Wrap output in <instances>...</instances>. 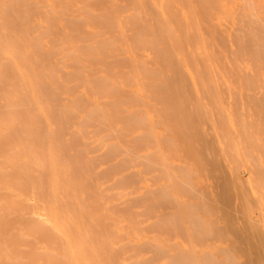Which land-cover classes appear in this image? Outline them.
<instances>
[{"label":"rangeland","instance_id":"rangeland-1","mask_svg":"<svg viewBox=\"0 0 264 264\" xmlns=\"http://www.w3.org/2000/svg\"><path fill=\"white\" fill-rule=\"evenodd\" d=\"M25 1L28 8L25 7L26 4H23V0L22 3L20 0L18 2L0 0V28L5 27L4 32L0 30V42L5 36H9L15 40L17 45L29 43L35 34L40 33L42 23L46 20L53 23L55 15H61L60 10L67 3L66 10L68 9L69 12H66V16L74 18L72 26L67 22V24L62 22L55 27L57 30L50 28V34L46 31L47 39L53 36L54 42L52 39L47 40L44 50H41L38 55L36 54L42 58L35 69L36 73L40 75L37 90H39V95L41 93L40 98L47 107L49 106L48 109L50 108L51 128L55 131V139L60 143L59 146L65 149V161L72 164L73 174L76 178L83 177L82 185L85 187H82V190L86 189L91 203L97 205L101 210L102 203L110 201L114 205L112 209L114 220L116 218L122 219L126 227L135 224L138 238L135 241L126 237L121 239L120 245L122 246L120 251L118 250L113 264H118L121 261L126 264L133 261L130 264H136L138 260H143L150 255L153 257L150 256L153 261L150 258V262L149 260L148 262L141 261V264H204L205 254V258L208 257L211 260L214 257L213 262L215 264H264V0H167L163 4L159 3L158 0L155 5L149 4L150 8L147 5L148 17L153 18L154 15L155 18L157 11L166 12L165 16L168 21L164 23L167 26L182 28L188 32L187 50L193 51L194 58L191 60L194 61H192V65H196L201 70L199 76L194 75L192 71H187L184 79L183 77L170 79L171 82L174 81L173 83L176 84L177 88L180 86L181 90L179 88L174 89L171 93H165L161 97L175 99L174 102H178V104L172 106L171 109H163L160 106L155 110V114L162 116L166 121L167 130L165 133L169 138L172 135V130L175 135H178H176L175 140H172V137L170 139L166 137L154 141L150 135L148 137V133L145 134L146 138L143 134L145 139L142 135H140L141 137L138 136L141 139H137L136 130L139 128V122L127 123V113H132L134 109H138L137 114L142 116L145 114L143 113L145 107H141L139 103L132 104L133 98L129 97L133 95L132 93H136V89L129 85L122 75L123 70L129 71L131 69L129 60H127L128 55H123V51L120 49L107 51L103 54L100 65L97 61L88 60L84 54L79 61L71 62L70 65L65 66L61 65L58 55L45 56L46 51L49 50L50 52L53 49L52 43L55 47L62 46V51H66L62 42L66 32L70 38L69 43L72 41L78 44L85 43L88 38H80L82 37L80 21L90 19V13H97V15L107 18L108 15L111 16L110 13L120 12L123 18H127L134 8L133 0H114L112 2L110 0H88L89 2L87 0ZM31 2L35 3L31 5ZM29 4L30 6H28ZM82 4L84 5L82 6ZM119 4L124 6V9ZM18 6L19 8H17ZM84 8L86 11L83 10ZM153 8H155V12H153ZM51 12L53 16H51ZM27 13L30 15L28 16ZM16 14L18 18H16ZM79 17L81 20L79 19L80 21L77 23L75 18L77 20ZM7 24L9 27L6 29ZM36 24L37 27L34 26ZM34 27L35 29H32ZM77 29L79 34L78 31L73 32ZM135 29L134 27L128 28L124 34L125 42L131 46H133ZM112 35L111 29H102L103 39H109ZM79 50L81 52L78 51V55L85 52L84 49L83 51L82 49ZM44 52L46 53L44 54ZM194 52L199 56L196 57ZM141 53L142 51L136 47L133 49V57L138 62L143 60L140 59ZM207 53L209 54L207 55ZM74 56L76 57V54ZM122 56L125 58L123 59ZM118 57L123 60L121 58L117 60ZM145 59L148 61L151 58L146 57ZM4 60L0 55V94H3L7 89V79L11 70L7 61ZM116 61L121 63V69H115L119 64ZM98 66H102L101 71L106 76L105 81L108 79L112 85L114 82L119 85V81H122L119 86L121 89L118 90V87L115 86L117 89L110 92L111 95L109 93L106 98L95 89L98 79L96 80L94 77L99 75V73L96 74ZM77 68L80 71L83 69L89 78L94 76L93 79H90V85H85L74 78L76 73L73 71ZM89 69L92 70L89 71ZM203 71L206 75H203ZM70 73L72 78L68 76ZM108 81L104 82L107 86L110 85ZM179 83L181 84L179 85ZM117 90L116 95L114 91ZM18 97L25 101L27 94L23 92ZM95 97L98 98L99 102L103 101L101 102L103 108H99L101 112L95 113L96 120L87 128L85 127L86 132L84 129L82 133H76L72 136L79 115L84 113L83 109L86 106H93ZM78 98L81 99L78 100ZM103 99L107 102H104ZM112 99L113 102H108ZM71 100L77 102L74 103L75 105L83 108L74 114L65 116L62 111L63 106ZM179 103L183 104V107ZM113 105L119 108L116 109ZM103 111H105L104 115L108 121L104 128H101L97 126V120L99 121L100 116V119L103 118L101 114ZM107 115L115 118V120L108 118ZM120 125L122 126L120 127ZM166 125L162 122L156 123L154 127L164 133L163 126ZM23 128L21 121L16 122L11 133L19 137ZM19 129H22L21 132ZM33 129L35 131L31 137L28 136L25 139L30 144H35L39 133L43 136L44 131L46 132L40 123L35 125ZM96 129L99 131L93 133ZM106 134L108 138H105L107 137ZM92 139L93 142L90 143L89 140ZM162 139L166 141L164 140V142ZM100 140L104 142L103 145ZM167 140H171L172 144ZM68 142L69 144H67ZM97 142L100 144L99 147L95 146L98 144ZM115 142L118 145H115ZM173 143L177 156L175 155L174 158V155H169L162 159L158 158L156 152L158 145L165 148L166 151L169 150L171 154ZM108 144H114L113 148H110ZM8 146L9 143L6 140H0V167L3 168L6 164ZM114 146L119 148V151L114 149ZM88 147L90 149L87 150ZM107 148L118 151V154L108 152V156L104 157ZM120 148H124V150ZM125 148L129 149L126 150ZM72 153L76 155L74 156ZM153 153L155 155H152ZM97 154L99 155L97 156ZM111 154L113 155L111 156ZM143 155H149V158L145 157L149 163L145 162ZM140 156L144 158L143 163ZM103 157L104 160H102ZM93 158L95 161H92ZM149 159L151 162L153 161L151 165ZM118 160H123L124 164L122 165L121 161L119 164L115 163ZM78 162H83L85 168H80L76 164ZM153 163L156 164L152 165ZM22 164L23 161L20 160L16 167H20ZM109 164H116L114 167L112 166L114 169L116 168V171L113 170V172V168ZM148 165L151 166V169L146 171L148 169L145 167L148 168ZM191 165L194 174L189 171L188 166ZM163 168L167 171L162 170L164 174L161 175ZM18 170L20 168L15 169L12 173H5V179L11 180L8 188L0 186V200L3 199L0 203V264H47L45 259L39 260L37 258V247L40 244L38 238L34 236L24 238L27 233L28 222L35 221L33 216L37 219L39 217V213L32 207V203L37 198L38 179H35L33 173L31 174V182L28 183L29 179L24 182L23 179V183L20 181L21 174ZM165 173L169 175L166 176ZM123 174L125 175L124 179ZM184 179L189 184L183 181ZM45 180L46 177L43 176L40 181L45 182ZM183 185L187 188L184 187L183 189ZM19 186L28 190L25 197L22 196L28 204L17 200L14 205L9 206L10 196L16 192ZM164 193L167 196L171 194L170 196L173 198L171 199L169 196L166 201L167 197ZM224 196H227L225 198H227L226 203H229L228 205L224 201ZM228 196H230L229 200ZM26 198H30L31 202ZM197 202L199 204L194 205ZM187 208L191 210L190 212L193 216L195 215V218L192 215L189 216L190 213ZM23 211H25L24 217H22ZM27 215L31 216L32 219L28 218ZM195 219H197L196 222ZM197 222L202 223L198 225ZM107 225L109 224L103 227L99 223L93 227L96 241L99 243L104 241L105 231L109 230ZM193 227L196 231L198 230L195 231L196 233ZM205 229L213 231L209 233V230ZM21 237L24 238L23 241ZM32 239H36V241ZM125 242L129 245L123 244ZM139 244L142 247L141 245L138 246ZM253 245L261 246V249L258 251L256 249L255 252ZM200 258L203 260L201 261ZM211 260L210 262L207 260L206 263H212Z\"/></svg>","mask_w":264,"mask_h":264},{"label":"bare ground","instance_id":"bare-ground-1","mask_svg":"<svg viewBox=\"0 0 264 264\" xmlns=\"http://www.w3.org/2000/svg\"><path fill=\"white\" fill-rule=\"evenodd\" d=\"M15 1L18 2V0H15ZM20 1L22 3V0H20ZM110 1L112 2L114 0H110ZM130 1H132V0H130ZM157 1L158 0H133L134 8L132 10V13L129 14V16L127 15L129 17V19H127L128 17L123 18L122 14L120 12L119 13L113 12L112 14L110 13L111 16L108 15L107 18H104L101 15H97V13H90L89 14L90 19L85 20V21H82L83 19L81 20L80 17L77 20L75 18V21L77 23H79L78 21L81 20L80 22H81L82 37H80V38H83V39L88 38L85 41V43L78 44V43H73V41H72V43H69L70 38L68 37L69 35L66 32V34L63 33L64 37L62 39L63 46H65L66 51L65 50L62 51V49H61L62 46L61 47L60 46L55 47L54 43H52L53 49H51L50 52H49V50L46 51L48 54L46 52H44V54L46 53V55H45L46 57H49L47 55H51V54L58 55V60L61 62L62 66L70 65L71 62L79 61L80 58L83 56V54L85 57H87L88 60H91V62L92 61L99 62L98 65H100L102 63L100 61L103 58V54L106 53L107 51L110 52V51H116V50L120 49L121 51H123V53H124L123 55H126V56L128 55L127 60H129L131 69L129 71L123 70L124 72L122 73V75L124 77V80L129 85H132L133 87H135L136 93L135 94L132 93L133 95L129 96V97H131V99L133 98L132 100L129 97H127V98H129V100H131L132 104L139 103L141 107H145L144 112H143L145 114L141 116V115L137 114V112L139 110L134 109L132 111V113H127L128 114L127 123H131V122L138 123L139 122V125H138L139 128L136 130V138L138 139L139 137H141L140 135H142V137H143V134L145 137V134L148 133V137L150 135L151 136L150 138H152L153 141L156 139L160 140L161 138L168 137L167 133H165V130H167V125H166L167 123L162 116L155 114V110L158 109L160 106H161L160 108H163V109H169V108L171 109L172 106H177V104H178V102H174L175 99L172 100L168 97L167 98L161 97L163 94L171 93L174 89H178L180 87V86H178V88H177L176 84L173 83L174 81L171 82L170 79L171 78H173V79L179 78V77H183V79H184L185 73H187V71L188 72L192 71L194 75L199 76L200 71H201L198 67H196V65L195 66L192 65V61H194V60H191L194 58L193 57V51H191L189 49L187 50V40L189 38L188 32L182 28L178 29V28L167 26L165 24L168 21L167 20L168 18H166V16H165L166 12L164 13L163 11H157L155 18H154V15L152 13L151 14L153 15V18L148 17L149 13L147 11V5H148V8H150L149 6L155 5L156 3H158ZM165 2H167V0H159V3H161V4H163ZM34 3L31 2V5ZM23 4H26L25 7H27V3L25 0H23ZM84 4H82V6ZM39 5H37V6H39ZM6 6H7V8L9 7L8 3ZM28 6H30V4ZM67 6H68V3L62 6V8L60 10L61 15L56 14L55 15L56 17H55V20L53 21V23L50 20H46L45 22H43L42 28L40 29V33L35 34V36L33 38H31L29 43H23V44L17 45L14 42L15 40L9 36H5L3 38V40L0 42L1 58L5 59L7 61V63L10 66V69H11L9 76H8V79L6 78L8 80L7 89L3 94H0V108H1V111H0V140L4 139L9 143L8 153H7V156L5 159V162H6L5 167L4 168L0 167V186H2V188H8V184H9V182H11V180L5 179L6 178L5 173L6 172L12 173L17 168H20V170H18V172L21 174V180H20L21 182H23V179H24V182H26L29 179L30 181L28 183H30L31 178H32L31 174H33V173H34L33 175L35 176V179H38L37 180V187H36L38 190L37 196H36L37 198L35 199V202L32 203V207L37 211V213H39V217L37 219L35 216H33L35 221H32V223L28 222L27 233H26V236H24V238L26 239V237H28V236H34L35 238H38L40 244L37 247V258L39 260L45 259L47 264H113L114 260H116L118 250L122 246V245H120L121 239L126 237L131 241H135L138 238V234L136 232L135 224L129 225L126 227V225H124V222L122 221V219L116 218L114 220V218L112 217L113 216L112 215V209H113L114 205H112V203L110 201H106V202L104 201L102 203V209L101 210H99V207L97 205H94L91 203V199L88 197L86 189L84 188L82 190V187H85L82 185L83 184L82 183L83 177L76 178L75 175L73 174L74 169H73L72 164H70L68 161H65V159H66L65 154H64L65 149H62L59 146L60 143L57 142V140L55 139V131H53V129L51 128L52 125L50 122V114H49L50 108L48 109L49 106L47 107L45 102L40 98L41 93L39 95V90H37V85H38V82L40 79V75L36 73L35 69H36L37 64L40 63L41 59H42L41 57H38L37 55H38V53L41 52V50H44V46H46V41L47 40L49 41L50 39L53 38V36H51L50 39H47V37L45 36L46 31L48 32V34H50L49 33V32H51L50 28H53V30H54L55 27H57V25H59L62 22L65 24L68 23L72 26L74 18L66 16V12L68 11V9L66 10ZM119 6H120V4H119ZM20 7H22V6H20ZM120 7L124 9V6L122 7V5H121ZM11 8H12V6H11ZM17 8H19V6ZM125 8H126V6H125ZM48 9H51V8H48ZM126 9H128V8H126ZM153 9H154L153 12H155V8H153ZM23 10H25V9H23ZM83 10L86 11L85 8ZM83 10H81V11H83ZM50 11H52V10H50ZM87 11H88V9H87ZM12 12H14V11H12ZM100 13H102V12L100 11ZM29 15H30V13L28 14V16ZM44 15H45V13H44ZM15 16H17V14ZM51 16H53L52 12H51ZM16 18H18V16ZM48 19H49V17H48ZM171 20H173V19H171ZM174 21H172V22H174ZM91 22H93V23H91ZM174 23H176V22H174ZM52 24H55V25H52ZM34 26L37 27L38 25L36 24ZM39 26H40V24H39ZM8 27H9V25L7 24L6 29ZM35 27L32 29H35ZM132 27L136 28L135 34L134 35L132 34L134 36L133 41H132L133 46L127 44L125 42V39H124V34H125L126 30L128 28H132ZM105 28H108L109 30L111 29L113 31L114 36L112 35L109 39H103L102 38V29L105 30ZM3 29H5V27H3L2 29L0 28V30H3ZM55 30H57V28ZM4 31L5 30H3V32ZM77 31H78V29L76 31H73V32H77ZM132 32H134V31H132ZM78 34H79V31H78ZM195 38H196V35H195ZM57 40L59 41V39H57ZM52 41H53V39H52ZM135 47L142 51L140 59L142 58L143 60L141 62H138V60L133 57V49ZM32 48H35V49L33 50ZM79 49H82V51L84 49L85 52L84 53L82 52V54L78 55L77 52L80 51ZM195 52H196V50H195ZM74 54H76V57L74 56ZM195 54H196V57L199 56V55H197V53H195ZM208 54L209 53H207V55ZM146 57L147 58L150 57L151 59L146 61V59H145ZM120 58L118 57L117 60ZM124 58L125 57H123V59ZM112 60H114V59H112ZM117 62L119 64H117L115 69H121V66H120L121 63L119 61H116V63ZM46 64L48 65V62ZM84 65H86V64L84 63ZM53 66H54V64H53ZM0 67H1V65H0ZM104 69L109 70L106 68H104ZM75 70L78 72H76ZM75 70L73 71L76 73L74 78L79 80L80 82H83L85 85H90V79H93L94 76L93 77L91 76L92 78H89V76L83 72V69H81V71L78 68ZM91 70L89 69V71H91ZM101 70H102V66H98L96 74L99 73V75L97 74V76L94 77L96 80L98 79L95 89H97L98 90L97 92L103 94V97L106 98V96H108V94L110 92H113V90L117 89V88H115V86L118 87V90L121 89V88H119V86H120V83H122V81H119V83H118L119 85L115 84V82L113 83L114 85H112L109 83V81L107 79L106 81H108V83L110 84L107 86L106 83H104V82H106L105 81L106 76H104L102 74ZM205 72H206V70H205ZM203 75H206V74H204V71H203ZM68 76H71V73H70V75L68 74ZM71 78H72V76H71ZM47 83H45V84L47 85ZM180 84L181 83H179V85ZM76 85H77V83H76ZM201 85H202V83H201ZM91 86H92V84H91ZM193 86L195 87V85H193ZM54 88H57V86H54ZM186 88H188V87H186ZM190 88H191V86H190ZM110 89H112V90H110ZM118 90L114 91V92H116V95H117ZM179 90H181V88H179ZM92 91L94 92V90H92ZM23 92H26V94H27V99H25V101L19 99V97H18L19 94H21ZM95 92H96V90H95ZM110 95H111V93H110ZM175 97L177 98V96H175ZM44 98H45V95H44ZM75 99H76V97H75ZM79 99H81V98H78V100ZM84 99H85V97H84ZM179 99H181V98H179ZM110 101L113 102V99L108 100V102H110ZM177 101H179V100L177 99ZM80 102H81V100H80ZM101 102H103V101L101 100ZM101 102H99L98 98L95 97L93 100V104H92L93 106L92 107L86 106V108L83 109L84 113L79 115V120L77 121V124L75 125V131L72 133V136L74 134L76 135V133L77 134L82 133L84 131L85 127L87 128V126L91 125L96 120L94 117V115H96L95 113H97L99 111V108H103V107H101ZM104 102H107V101L104 100ZM74 103H77V102H75L74 100H71V101L64 104L62 111H63V114L65 116H69L71 114H74V113L78 112L79 109L83 108V107H79L77 104L75 105ZM118 103H116V104L118 105ZM181 103H183V101H181ZM181 103H179V104H181ZM187 104H188V102H187ZM181 105H182L181 107H183V104H181ZM196 105H197V103H196ZM113 107H115V105H113ZM195 107H198V106H195ZM108 108H110V107H108ZM115 108L118 109L119 107L117 106ZM198 109H200V108H198ZM100 112H101V109H100L99 113ZM104 112L105 111H103V113H101L103 118L100 119V117H101L100 116L99 121L97 120V122H98L97 126L101 127V128H104V126L107 124V121H108V119L105 118ZM60 116H61V114H60ZM116 116H119V115H116ZM107 117L109 118L110 115H107ZM118 118H120V117H118ZM110 119L115 120V118H111V117H110ZM19 121L22 122V125L24 128H23V130L19 129L20 132H21V130H22V132H21L19 137H16L11 132H12V128L14 127V124L16 122H19ZM121 121H122V119H121ZM162 122H164L166 125V126H163L164 133L156 130L154 127V125L156 123H162ZM39 123L42 124L44 130L46 129V132L43 130L44 131L43 136H41L42 134L39 133L37 136L35 144H30L27 141H25V139L28 136L31 137V134L35 131V129H33L34 126L38 125ZM61 124H63V123H61ZM18 126H19V124H18ZM121 126L122 125H120V127ZM97 131H99V130L96 129L95 132L93 131V133H97ZM85 132H86V129H85ZM110 133L111 132H109V134ZM126 133H128V132H126ZM15 134L17 135L18 133H15ZM112 134H113V132H112ZM176 135H178V134H176ZM176 135H175L174 131L172 130V135L170 136V138L172 137V140H175L177 138ZM183 135H184V133H183ZM106 136L107 137H105V138H108L107 134H106ZM122 136H124V135H122ZM100 138H98V139H100ZM133 138H135V137H133ZM170 138L168 137L167 139H170ZM139 139H141V138H139ZM164 140L165 139H162V141H164ZM100 141H102V140H100ZM167 141L170 142L171 140L170 141L167 140ZM89 142L90 143L93 142V139L91 141L89 140ZM99 142H97L98 144L95 146L99 147L100 146ZM110 143H112V142H110ZM170 143L172 144V142H170ZM62 144H63V140H62ZM67 144H69V142ZM103 144H104V142L102 143V145ZM108 145H110V144H108ZM113 145H110V148H113ZM115 145H118V144L115 142ZM97 147H95V148L97 149ZM115 148H116V146H114V149ZM83 149H84V147H83ZM88 149H90V147H88L87 150ZM118 149L119 148H116V150H118ZM125 149L127 150L129 148H125ZM108 150H110V149L107 148V153H104L106 155V156L104 155V157L108 156V152L113 153V154H116V153L118 154V151H119V150L113 151L112 149L110 151H108ZM121 150H124V148H122ZM156 152H157L158 158H160V159L168 157L169 155H174L173 157L175 158V155L177 154L174 143H173L172 148H171V154H170L169 150L166 151L165 148H162L160 145H158V149ZM113 154H111V156ZM73 155L75 156L76 154H73ZM98 155L99 154H97V156ZM149 155L148 156L143 155V156H144V158L145 157L149 158ZM152 155H155V154L153 153ZM143 156H140L143 159L142 163L144 161ZM104 157L102 160H104ZM124 158H126V157L124 156ZM146 158H145V160H146L145 162H148L147 161L148 159H146ZM170 158H172V157H170ZM93 159H92V161H95V158H93ZM20 160L23 161V164L20 167H16L17 162ZM119 161H121V160H118L115 163L119 164L122 162V165L124 164L123 160L121 162H119ZM152 162L150 160V165ZM156 162H158V161H156ZM88 163H89V161H88ZM173 163H175L174 160H173ZM76 164H78V166L80 168L84 167L83 162H78ZM147 164H145V165H147ZM154 164H156V163H153L152 165H154ZM110 165H111V168H113L116 164L115 165L109 164V166ZM159 165H157V166H159ZM172 165H174V164H172ZM163 166H165V165H163ZM145 168L148 169L146 171H149V168L151 169V166L148 165V168H147V166ZM176 168H179V167H176ZM180 168H182V167H180ZM188 168L190 169L189 170L190 172L193 171L192 165L188 166ZM115 169L113 168L112 171L113 170L116 171ZM162 170H166V169L163 168V169H161V171ZM170 172H171V170H170ZM192 173L194 174V172H192ZM163 174H164V172L161 175H163ZM168 175L166 174V176H168ZM189 175H190V173H189ZM43 176L46 177L45 182L40 181ZM122 176L124 179L125 175L123 174ZM119 179H117V180H119ZM183 181L186 182V179H184ZM180 182H182V181H180ZM120 183L122 184V182H120ZM186 183H188V181ZM186 183H183V184L186 185ZM162 186H165V185L162 184ZM186 186H189V185H186ZM186 186L183 185L182 188L183 189H184V187L187 188ZM34 187L32 188L33 190L35 189ZM24 188L25 187H23V186H19V188L16 189V192L10 196V203L8 204L9 206L14 205L17 200H20L21 202L24 201L28 204V202L22 198V196L25 197V193H27L26 191H28ZM164 188H166V186ZM185 190H187V189H185ZM189 190H194V189H189ZM46 191H48V192H46ZM165 191H168V190L165 189ZM1 192H2V190H1ZM195 192L198 193V191H195ZM46 193H48V195H46ZM113 193H115V192H113ZM164 194L166 195V193H164ZM169 196H167V195L165 196V197H167L166 201L168 200ZM192 196H194V195H192ZM225 197H227V196H224V198ZM228 197H229L228 198V200H229L230 196H228ZM170 198L172 199L173 196L172 197L170 196ZM26 199L28 201H30V198H26ZM226 199L227 198L224 199L225 203H226ZM2 200H0V203L2 202ZM200 203H201V201H200ZM198 204H199L198 202H197V204L194 203V205H196V206ZM226 204L228 205L229 203H226ZM191 205H193V204H191ZM187 209L189 210V208H187ZM247 210H249V209H247ZM190 211L191 210H189V213H190L189 216L192 215ZM23 212H22V217L25 216V211H23ZM12 215H13V213H12ZM27 216H28V218H31V216L30 217H29V215H27ZM193 217L195 218V215ZM197 218H198V216H197ZM191 221H193V220L191 219ZM194 221L196 222L197 219H195ZM99 223H101L103 225V227H105L106 224L110 225V227H108L109 225H107V228L109 230L105 231V235L103 237L104 241H101L100 243L98 241H96V235H95L94 229H93V227ZM189 223H190V221H189ZM197 223H198V225H200L199 223H202V222H197ZM197 223H194V224L197 225ZM196 225H195V227H196ZM196 229H197V227H196ZM202 230H204V229H202ZM205 230H209V233H210V231L211 232L213 231L211 229H205ZM234 230L237 231V229H234ZM195 231L196 230L194 228V232ZM110 235H112V236H110ZM257 237H255V238H257ZM24 238L21 237V240L23 241ZM27 239H30V238H27ZM32 240H34V239H32ZM34 241H36V239ZM126 243L127 242H125L123 244L129 245ZM140 245L141 244H139L138 246H140ZM157 246H155V247H157ZM141 247H142V245H141ZM141 247H136V248H141ZM253 248L255 249V252H256V249L258 251V249H261V246L253 245ZM160 250H158V251H160ZM135 252H137V251H135ZM176 254H178V253H176ZM210 254H212V253H210ZM205 255L203 258L204 260L200 258L201 261L203 260V262L206 263V262H208L207 260H209V262H210L211 259H209L208 257L205 258ZM150 256L143 258V260L140 259V260H138V262L137 261H134V262L135 263L137 262L138 264L139 263L141 264L142 263L141 261H143V262L147 261L148 262V260L152 257V256L151 257ZM19 258L23 259L21 257H19ZM146 258H148V259H146ZM152 258H151V260H152ZM182 258H183V255H182ZM212 258H213L211 260L212 263H209V264H213V263L215 264V262H213L214 257H212ZM184 259L185 258H183V260ZM7 260L9 261V259H7ZM251 260H253V258H251ZM186 261H188V260H186ZM132 262H130V263H132ZM149 262H150V260H149ZM118 264H126V263L121 261Z\"/></svg>","mask_w":264,"mask_h":264}]
</instances>
